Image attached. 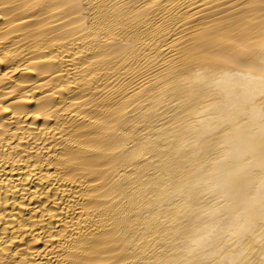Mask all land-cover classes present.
I'll return each instance as SVG.
<instances>
[{
	"label": "bare ground",
	"instance_id": "6f19581e",
	"mask_svg": "<svg viewBox=\"0 0 264 264\" xmlns=\"http://www.w3.org/2000/svg\"><path fill=\"white\" fill-rule=\"evenodd\" d=\"M0 264H264V0H0Z\"/></svg>",
	"mask_w": 264,
	"mask_h": 264
}]
</instances>
